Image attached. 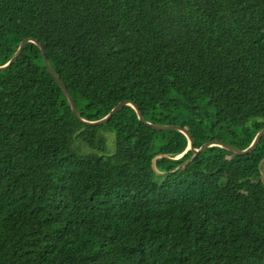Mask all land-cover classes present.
Instances as JSON below:
<instances>
[{
    "label": "trees",
    "instance_id": "obj_1",
    "mask_svg": "<svg viewBox=\"0 0 264 264\" xmlns=\"http://www.w3.org/2000/svg\"><path fill=\"white\" fill-rule=\"evenodd\" d=\"M27 38L87 120L264 128V0H0V66ZM192 155L130 104L82 122L28 42L0 71V264H264V134Z\"/></svg>",
    "mask_w": 264,
    "mask_h": 264
},
{
    "label": "water",
    "instance_id": "obj_2",
    "mask_svg": "<svg viewBox=\"0 0 264 264\" xmlns=\"http://www.w3.org/2000/svg\"><path fill=\"white\" fill-rule=\"evenodd\" d=\"M28 42H33L35 44H37L39 46V48L42 51L43 54V58L45 61V65L48 69V71L50 72V74L54 77V79L58 82V84L61 85L62 89L64 90V92L67 95V98L69 100V103L71 105L72 110L74 111V113L76 114V116L84 123L87 124H91V125H99L102 123L107 122L109 119L112 118V116L120 109L122 108L124 105L130 104L132 105L136 111L138 112V116L140 118L141 121L146 122L147 124L153 126L154 128L157 129H177V130H181L182 132H184L188 139H189V146L191 148V150L193 151V155L187 159L185 162H183L180 166L187 164L189 161H191L192 159H194L196 156L199 155H204L207 154L211 149H213L215 146H225L228 149H230L231 151H233L234 153L237 154H245V153H249L251 151H253L259 144L261 137L264 134V128H262L256 135L255 139L253 140V142L251 143L250 146H248L245 149H240L236 146H234L232 143H230L229 141L225 140V139H214L209 141L207 144H205L203 147L198 148L196 146V142L195 139L193 137V135L191 134V132L186 129L185 127L179 125V124H166V125H161V124H156V123H152L149 122L145 119L144 114L142 112V109L139 107V105L132 101V100H123L120 101L119 103H117L112 110L103 118L98 119V120H87L85 118H83L81 116V114L79 113V110L76 106L75 100L72 96V94L69 92L66 84L63 83V81L58 77V75L55 73L49 59L46 56V51L44 49V47L35 39L32 38H27L25 39L19 46L17 52L15 53V55L12 57V59L6 63L5 65L0 66V71H4L7 70L8 68H10L15 62L16 60L21 56V54L23 53L24 48L26 47Z\"/></svg>",
    "mask_w": 264,
    "mask_h": 264
},
{
    "label": "rangeland",
    "instance_id": "obj_3",
    "mask_svg": "<svg viewBox=\"0 0 264 264\" xmlns=\"http://www.w3.org/2000/svg\"><path fill=\"white\" fill-rule=\"evenodd\" d=\"M110 135H111V136H110ZM110 135H108V136H109V138L113 136V134H111V133H110Z\"/></svg>",
    "mask_w": 264,
    "mask_h": 264
}]
</instances>
